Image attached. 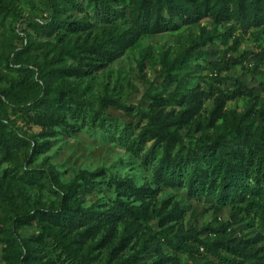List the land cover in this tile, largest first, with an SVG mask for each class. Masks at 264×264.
<instances>
[{"label":"rangeland","instance_id":"1","mask_svg":"<svg viewBox=\"0 0 264 264\" xmlns=\"http://www.w3.org/2000/svg\"><path fill=\"white\" fill-rule=\"evenodd\" d=\"M177 1L196 14L184 21L174 7L178 27L172 30L140 27L141 0H53V5L0 0V91L11 89L16 105L0 96V264H70L57 237L89 256L90 264H115L132 255L133 264H230L222 259L230 257L224 250L201 246L191 254L177 252L160 233L164 228L175 238L201 231L202 239L213 241L219 236L203 228L227 225L231 237L259 236L264 245L258 220L234 217L207 195H190L187 184L164 186L152 201L123 197L106 184L115 178L157 185L154 164L163 148L154 147V139L137 155L125 145L144 132L153 135L154 114L185 136L186 144L236 125L253 133L264 120V59L255 69L264 49V25L252 27L236 18L225 22L205 0ZM70 21L87 29L72 32L64 26ZM235 37L240 44L233 49ZM85 42L100 43L108 58L104 68L82 69L89 61ZM245 51L251 53L245 68L233 66L219 74L224 78L219 82L214 62ZM169 64L176 77L168 81ZM48 69L62 73L48 76ZM237 80L246 93L227 100ZM84 170L95 174L89 182L77 180L66 193ZM74 204L89 215L70 209L65 216L62 207ZM126 204L141 209L146 219L134 216ZM173 205L182 219L161 226L155 211ZM100 212L119 216L102 221L96 219Z\"/></svg>","mask_w":264,"mask_h":264},{"label":"trees","instance_id":"2","mask_svg":"<svg viewBox=\"0 0 264 264\" xmlns=\"http://www.w3.org/2000/svg\"><path fill=\"white\" fill-rule=\"evenodd\" d=\"M49 2L53 5V0H49ZM205 2L207 3V9L211 10L216 18L225 22L236 18L247 22L252 27L264 25V0H205ZM174 7L178 9L177 15L180 19L184 21L194 20L196 11L190 5L181 7L177 0H141L137 23L143 29L151 27L176 29L178 24L173 17L172 10ZM64 26L72 32L87 29L86 24L81 21L65 22ZM239 44L240 39L235 37L233 49H236ZM101 50L99 42H85L83 44L84 53H89V61L83 63L82 68L85 69V66L89 68L85 69L86 73L99 70L107 65L108 58L101 55ZM250 54L249 51H245L239 57H230L227 60L214 62L219 82L224 81V78L219 76L220 73L230 70L235 65H242L245 68V60ZM257 55L261 58L255 63L256 71L264 59V49ZM7 59L12 61L11 57ZM80 60H83V58H80ZM172 67V64L168 65V71L164 74L165 80L168 79L169 81L176 77L172 73ZM56 72L62 73V70H47L48 76H54ZM236 86L237 88L232 95H226L227 100H232L246 93L243 84L239 80H237ZM0 96L5 103L16 107L15 100H12L11 97V89L0 91ZM105 100V98H102V101ZM58 106L59 104H56L54 110L58 113V116L62 117ZM217 111L218 108L215 107L213 113ZM183 114L184 112L177 116L176 121H181ZM2 124L3 121L0 118V127ZM150 132L153 135L150 136V134L144 132L138 138L125 142V145L129 151L137 155L141 154L145 145L154 139V147L163 148V156L154 164L157 185L155 187L137 186L131 180L111 178L106 182L108 186H115V190L123 197L152 201L156 199L159 191L164 186H183L187 184L190 195H207L217 204L229 207L234 217L239 215L248 216L258 220L264 228V120L257 122L256 131L253 133H250L241 125H236L233 128L231 127L229 131L213 138L202 137L186 144L185 136L176 130H170L166 121L154 114L150 119ZM177 145H179V149L175 151ZM94 174L95 172L82 171L70 184L66 193L76 188L77 180H81L83 183L89 182ZM119 203H124V198H120ZM126 205L134 216L143 220L146 219L141 209L132 208L130 204ZM65 208L62 207L65 216L70 209L76 213L80 212L82 216L87 217L89 215L86 209L80 208L76 204ZM118 216L119 214L116 213L100 212L97 214L96 219L110 221L117 219ZM154 217L159 219L161 226L170 221L182 219L180 210L176 205L169 209L155 211ZM15 231H17L16 228ZM203 231L208 234H217L219 237L210 241L207 238L202 239L200 237L201 231H190L185 234H177L175 238L169 234L168 228L162 229L160 233L177 252L191 254L199 247L204 246L214 253L224 250L230 257H223L222 259L228 260L230 264H264V245L261 244L259 236L233 238L230 236L227 225L219 227L209 225L203 228ZM155 233L157 232H153V234ZM57 241L63 251L71 258L70 264H90L89 256L79 255L72 246L63 242L59 237H57ZM134 259L135 255H132L117 261L115 264H133Z\"/></svg>","mask_w":264,"mask_h":264}]
</instances>
